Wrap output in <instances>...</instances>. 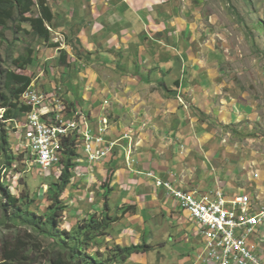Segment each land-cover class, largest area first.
I'll return each instance as SVG.
<instances>
[{
	"label": "crops",
	"instance_id": "0c3cea01",
	"mask_svg": "<svg viewBox=\"0 0 264 264\" xmlns=\"http://www.w3.org/2000/svg\"><path fill=\"white\" fill-rule=\"evenodd\" d=\"M194 1L49 0L55 16L49 28L61 47L48 46L47 56L37 57L50 72L41 70L33 81L80 106L94 127L109 118L108 139L123 141L93 165L97 195L111 176L113 195L120 190L119 200L136 208L114 224L113 238L122 245L145 242L152 251L154 242L167 247L168 236L181 247L194 235L198 257L169 255V264H205L199 257L206 240L204 228L157 178L201 193L264 199V102L224 90L218 61L204 53L198 25L189 20L198 9ZM80 86L84 107L68 97ZM253 235L248 244L264 260V226Z\"/></svg>",
	"mask_w": 264,
	"mask_h": 264
},
{
	"label": "rangeland",
	"instance_id": "374dc122",
	"mask_svg": "<svg viewBox=\"0 0 264 264\" xmlns=\"http://www.w3.org/2000/svg\"><path fill=\"white\" fill-rule=\"evenodd\" d=\"M194 2H196L195 7L198 9L191 11L189 20L192 22V19H195L193 20L195 22L192 23L198 25L197 35L201 36L200 45L204 53H210L218 61L216 65L219 66L221 73L219 77L222 80L221 82L224 83V90L235 93L236 96H243L247 100H244L245 102H264V0H195ZM188 13L189 11H183L184 15ZM52 26L50 27L52 28ZM51 32L53 39H55L53 30ZM6 36L7 40L1 48L2 58L0 59V70H5L7 66L15 69L12 66V59L10 58L23 53L28 45L34 47L37 57L42 58V53H45L47 56L49 47L44 45L43 42L40 43L33 35L19 34L22 40L16 39L18 41L14 44H12L15 39L14 32L9 30ZM9 45L12 48H9ZM9 51H12L10 58H8ZM40 62H38L37 58L34 66L28 68L26 71L19 72L32 75L34 80L41 70L48 74L50 71H47V69L50 70V66L47 65V62L43 65ZM35 82L38 89L44 90L40 80H36ZM82 89L83 86H80L78 89L75 88L68 94V97L71 100H77L84 107L86 100L82 99L85 94V91H82ZM1 91L7 92V89L2 83L0 84ZM0 122L3 121L0 119ZM10 141L17 155L23 154V152L25 153L23 159L17 161L13 169L6 172V177L11 182L10 188L13 194L19 195L24 188L22 182L28 180L26 183L31 192L38 193L36 204L41 205V210L46 209L48 205L46 195L48 189L47 184L52 183L53 179L55 180L60 176L61 165L52 167L48 172H43L44 176H41L40 172L43 170L25 158L26 143L24 142L23 136L12 129L10 132ZM80 144L81 141L79 142ZM78 151L79 157L76 160L77 166L74 169L76 179L73 180L64 196V199L69 205L68 213L67 215L65 214V221H67L65 226H68L72 222L75 215L78 216L77 214H81V216H85V212L90 207L94 208L95 211H99L105 201H108L109 206H111V214L113 213L117 218L119 217L117 222L123 220L126 214L135 213L136 208L130 204V201L123 203L119 200L121 198L120 190L116 189L115 195H113L114 186L112 185L111 176L107 177L106 182L101 186V195H97L98 178L94 173L96 166H93L94 164L89 161L84 144L80 146ZM27 156L29 157L30 155L28 154ZM132 162L134 163L133 158L130 160V163ZM84 167L87 169L86 171L81 170ZM250 171L252 170L250 169ZM30 173L31 178L29 179ZM51 176L55 178L51 180L49 178ZM44 181L46 182L44 183ZM105 185H108L111 189L109 193ZM235 187L238 190L240 184L235 185ZM80 189H82V192L83 190L86 191L87 198L83 199L81 197L82 192ZM258 191L260 192L261 190ZM69 194L71 197L68 196ZM105 194L106 197L104 196ZM257 201L261 202L262 205L264 204V199L260 197ZM194 220L203 228L199 220L195 218ZM137 221H140V217L134 219V222ZM70 227L68 226V228ZM25 231L26 227L21 229H12L5 226L0 227V247L6 240L10 242H15L19 239L26 240L29 242V252L32 255L30 264H50L49 257L54 256L56 253V250L53 248L52 239L44 237L39 239H35L34 237L26 239L24 236ZM250 237L255 236L251 234L248 239ZM175 240V236L166 237V241L168 242L167 247H164L159 242H154V245H156V247L154 246V250H143L141 253H135L133 255L134 259H131L130 264H151L153 261H156L155 256L158 260L161 259L162 263L169 264L166 261V257L169 255L173 256L174 254H188V258L191 259L198 257L199 250L197 248L200 245H195L196 238L194 235L188 241L183 242L181 247H177ZM257 243L259 244V241ZM174 248L178 250H175V252Z\"/></svg>",
	"mask_w": 264,
	"mask_h": 264
},
{
	"label": "trees",
	"instance_id": "16d2710c",
	"mask_svg": "<svg viewBox=\"0 0 264 264\" xmlns=\"http://www.w3.org/2000/svg\"><path fill=\"white\" fill-rule=\"evenodd\" d=\"M54 18L49 0H0V59L1 48L7 40L6 33L9 30L15 35L12 44L22 40L19 34H27L33 35L46 46L60 48L61 45L53 41L49 28ZM9 48L12 46L9 45ZM61 52L63 53V50ZM11 53L12 51H9L8 58ZM10 59L15 69L7 66L5 70H0V84L7 89V92H0V105L6 108L4 119L7 120L0 122V227H26V239H52L56 253L49 257L50 264H125L133 254L151 250L153 246L145 242L122 245L115 241L112 228L119 217L111 214L108 201L104 202L99 211L91 212L94 209L91 207L90 211L85 212V216L75 215L68 225L71 227L65 226L69 205L64 196L75 178L74 169L79 157L77 138L72 137L65 142L60 176L47 184L46 209L41 210V205L36 204L38 193L31 192L26 183L28 180L22 182L24 188L19 195L13 194L6 172L12 170L25 153H15L10 141V132L15 130L14 119L20 120L31 110L22 97L34 81L32 75L19 71H26L34 66L37 56L34 47L28 45L23 53ZM28 154L26 151V157ZM40 174L44 176L43 171ZM49 178L52 180L55 177ZM105 187L107 192L111 191L108 186ZM104 196L106 197V194ZM31 257L29 242L26 240H6L0 247V264H30Z\"/></svg>",
	"mask_w": 264,
	"mask_h": 264
},
{
	"label": "built area",
	"instance_id": "2783aa9c",
	"mask_svg": "<svg viewBox=\"0 0 264 264\" xmlns=\"http://www.w3.org/2000/svg\"><path fill=\"white\" fill-rule=\"evenodd\" d=\"M31 110L20 120L14 119V128L26 143V157L43 172L62 164L65 142L77 138L85 145L88 159L96 164L105 160L123 139L109 140L110 121L102 117L97 127L81 110L65 102L57 89L40 90L33 83L23 94ZM6 108L0 105V119ZM9 121V120H8ZM84 140V141H83ZM132 148L129 149L131 154ZM132 159V158H131ZM130 159V160H131ZM157 186L165 187L192 218L203 225L205 248L199 259L205 264H264L248 244V237L264 226V206L250 194L228 197L222 190L201 193L186 190L169 181L156 179Z\"/></svg>",
	"mask_w": 264,
	"mask_h": 264
},
{
	"label": "clouds",
	"instance_id": "9594fccd",
	"mask_svg": "<svg viewBox=\"0 0 264 264\" xmlns=\"http://www.w3.org/2000/svg\"><path fill=\"white\" fill-rule=\"evenodd\" d=\"M32 85V84H31ZM36 85V84H35Z\"/></svg>",
	"mask_w": 264,
	"mask_h": 264
}]
</instances>
